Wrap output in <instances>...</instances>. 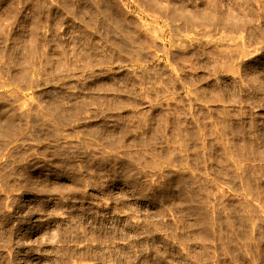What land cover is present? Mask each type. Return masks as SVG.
I'll list each match as a JSON object with an SVG mask.
<instances>
[{"label": "rangeland", "instance_id": "1", "mask_svg": "<svg viewBox=\"0 0 264 264\" xmlns=\"http://www.w3.org/2000/svg\"><path fill=\"white\" fill-rule=\"evenodd\" d=\"M0 264H264V0H0Z\"/></svg>", "mask_w": 264, "mask_h": 264}]
</instances>
